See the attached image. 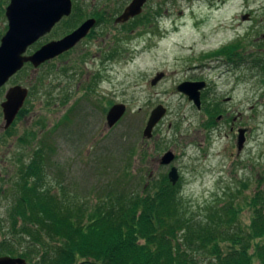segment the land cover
I'll use <instances>...</instances> for the list:
<instances>
[{"label": "rangeland", "instance_id": "374dc122", "mask_svg": "<svg viewBox=\"0 0 264 264\" xmlns=\"http://www.w3.org/2000/svg\"><path fill=\"white\" fill-rule=\"evenodd\" d=\"M131 1L73 0L74 17L27 54L68 35L103 5L118 15ZM248 14L250 20H244ZM108 33L115 53L102 66L101 42ZM158 73L164 77L152 85ZM185 81L207 83L201 109L178 90ZM14 83L31 87V94L11 133L0 136L4 230L16 171L33 159L37 148L46 154L48 186L80 204L95 203L126 185L140 192L176 167L184 205L203 216L233 193L240 191L237 202H244L264 180V0H148L128 28L106 29L34 74L26 67L10 85ZM117 103L125 104L127 112L110 128L107 113ZM158 105L167 114L153 137L144 138ZM239 129H246L241 151ZM168 151L175 160L165 166L161 159ZM242 207L240 221L247 228L251 211ZM4 238L0 230V241Z\"/></svg>", "mask_w": 264, "mask_h": 264}, {"label": "trees", "instance_id": "16d2710c", "mask_svg": "<svg viewBox=\"0 0 264 264\" xmlns=\"http://www.w3.org/2000/svg\"><path fill=\"white\" fill-rule=\"evenodd\" d=\"M35 151L16 171L0 255L27 264H264L262 178L244 202L233 193L203 216L184 205L180 183L168 175L140 192L126 185L80 204L48 186L45 151ZM244 205L251 211L247 228Z\"/></svg>", "mask_w": 264, "mask_h": 264}, {"label": "water", "instance_id": "95a60500", "mask_svg": "<svg viewBox=\"0 0 264 264\" xmlns=\"http://www.w3.org/2000/svg\"><path fill=\"white\" fill-rule=\"evenodd\" d=\"M147 0H132L116 22H127L139 16ZM73 10V0H11L7 7L9 22L8 31L0 44V87L11 76L20 71L25 63H32L35 68L47 61L53 60L61 54L74 48L91 29L95 26L94 18L87 19L74 31L61 39L50 41L42 45L30 56H26L30 46L50 33L63 17L70 16ZM249 16H243L248 20ZM164 77V73H158L151 84L155 85ZM207 87L205 82H183L178 90L188 96L198 109L202 107L201 93ZM28 96V89L16 86L8 92L7 100L3 103L5 128L8 129L24 106ZM127 107L123 103L113 105L107 113V124L114 127L126 114ZM167 114V108L163 105L155 107L148 119L143 132L144 138H152L154 129ZM246 142V129H239L238 150L244 148ZM175 160V154L168 151L161 159L162 165H171ZM180 175L176 167L169 172L170 181L176 185ZM0 264H27L21 257L1 256Z\"/></svg>", "mask_w": 264, "mask_h": 264}, {"label": "flooded vegetation", "instance_id": "af4514ba", "mask_svg": "<svg viewBox=\"0 0 264 264\" xmlns=\"http://www.w3.org/2000/svg\"><path fill=\"white\" fill-rule=\"evenodd\" d=\"M10 1L11 0H0V44H1L2 38L4 37V35L6 34V32L8 31V27H9V22H8V18H7V7L9 6ZM147 2H148V0H147ZM105 8H106L105 5H103L99 9V11H97L96 14H95V12H93L92 14H90L89 16H87L86 19H84L82 21V23H83L87 19L94 18L96 20V23H95V26L91 29V31L88 33V35L85 38H83L74 48L70 49L69 51H67V52H65L63 54H61L59 57H63V58L65 57V58H67L69 56V54L77 46H79L81 43H84V42L90 40L92 37L94 38V36L101 35V34L105 33V30L106 29H110V30L111 29L112 30H122L124 28H128L130 25H132L133 22H135L143 14L142 13L140 16H137L135 18H132V19H130L127 22H124V23L119 22L118 23V22H116V19L123 13V11L125 9H123L118 15H116L115 13H112L108 8L107 9H105ZM143 10H144V8H143ZM75 11L76 10H75L74 3H73V10H72L71 15L70 16H67V17L66 16L63 17V19L59 23H57L56 26L59 25V24H61V23H66V21L68 19H70V18L72 19L74 17V12ZM248 15H249V20H250V18H251L250 17V14H248ZM81 18L82 17H80V19ZM82 23L79 22V25L77 27H79ZM101 28H103V29L101 31H99ZM112 38H113L112 37V34L108 33L106 35L104 41L101 42L103 46H102V49H101L100 52L105 56L104 58H106V60H104V62L101 63L102 66L105 65V63H106L105 61H108V62L111 61V59L113 57L112 55H114V53H115V51L112 49L113 47H111L112 46V43H111ZM104 45H107V47L104 46ZM26 56H30V54H27ZM97 56H99V55H97ZM224 58L227 59L226 58V55H224ZM69 60H70V58H69ZM50 61H47L46 63H48ZM46 63H44V64H46ZM228 63H230V62L228 61ZM231 63L232 64H235V62H231ZM237 64H238V62H237ZM26 67H32L33 74H34V71L37 69V68L34 67V65L32 63H25V65L23 66V68L20 71H18L16 74H14L13 76H11L9 78V80L2 87H0V95L2 97V98H0V122L3 123V125L0 126V130H1V135L0 136H2L5 133H8V132L11 133V129H12V127L14 126V124L16 122V120H15L14 123L8 129L5 128L6 122H5V117H4L3 103L6 102L7 95H8V92L10 91V89H12V88H14L16 86H22V87L28 89V96H27L26 101L24 103V106L21 109V111L19 112L17 118L19 117L20 113L25 109L24 107L26 106V103L28 101V98L30 97L31 87H29V86L28 87H25L24 85L19 84V83H14V84L10 85L14 81V79L17 77V75L20 74L21 71H23ZM64 67H65V72L68 75L67 72L70 70V67L68 65V59L65 61ZM107 69L108 68H105L103 71H105ZM99 74H100V71H98V73H93L91 76L94 78L95 76H99ZM185 82H203V81H185ZM31 86H32V83H31ZM204 90H206V88ZM203 91L201 93L202 103H203V96H204ZM12 257H20V256H12Z\"/></svg>", "mask_w": 264, "mask_h": 264}]
</instances>
